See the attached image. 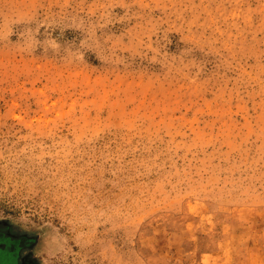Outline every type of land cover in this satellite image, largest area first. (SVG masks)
Listing matches in <instances>:
<instances>
[{"label": "rangeland", "instance_id": "374dc122", "mask_svg": "<svg viewBox=\"0 0 264 264\" xmlns=\"http://www.w3.org/2000/svg\"><path fill=\"white\" fill-rule=\"evenodd\" d=\"M0 232L17 264H264V0H0Z\"/></svg>", "mask_w": 264, "mask_h": 264}, {"label": "flooded vegetation", "instance_id": "af4514ba", "mask_svg": "<svg viewBox=\"0 0 264 264\" xmlns=\"http://www.w3.org/2000/svg\"><path fill=\"white\" fill-rule=\"evenodd\" d=\"M4 240V242H8V240L10 239L9 237L6 236V234H3V232H0V257L1 258H6L7 260V264H17L16 260L14 259V255L15 252L13 251V247L12 243L11 245H4L3 243H1V241Z\"/></svg>", "mask_w": 264, "mask_h": 264}, {"label": "trees", "instance_id": "16d2710c", "mask_svg": "<svg viewBox=\"0 0 264 264\" xmlns=\"http://www.w3.org/2000/svg\"><path fill=\"white\" fill-rule=\"evenodd\" d=\"M0 264H7V263H4L3 258L0 257Z\"/></svg>", "mask_w": 264, "mask_h": 264}]
</instances>
